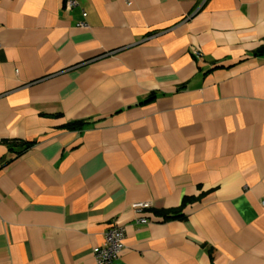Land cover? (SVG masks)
Listing matches in <instances>:
<instances>
[{
  "label": "crops",
  "instance_id": "obj_1",
  "mask_svg": "<svg viewBox=\"0 0 264 264\" xmlns=\"http://www.w3.org/2000/svg\"><path fill=\"white\" fill-rule=\"evenodd\" d=\"M65 1L0 0V264H264V0Z\"/></svg>",
  "mask_w": 264,
  "mask_h": 264
},
{
  "label": "built area",
  "instance_id": "obj_2",
  "mask_svg": "<svg viewBox=\"0 0 264 264\" xmlns=\"http://www.w3.org/2000/svg\"><path fill=\"white\" fill-rule=\"evenodd\" d=\"M76 0H66L65 7L70 9L76 5ZM82 24V23H80ZM197 54H199L197 52ZM264 206V200L261 201ZM135 209H144L149 207L146 202L134 204ZM125 231L124 227L114 225L109 227L104 233V240L100 245L94 246L92 253L96 264H119L118 255L124 247Z\"/></svg>",
  "mask_w": 264,
  "mask_h": 264
},
{
  "label": "trees",
  "instance_id": "obj_3",
  "mask_svg": "<svg viewBox=\"0 0 264 264\" xmlns=\"http://www.w3.org/2000/svg\"><path fill=\"white\" fill-rule=\"evenodd\" d=\"M78 124H80V123L79 122H74V123L70 124L69 126L74 127V126H76Z\"/></svg>",
  "mask_w": 264,
  "mask_h": 264
}]
</instances>
